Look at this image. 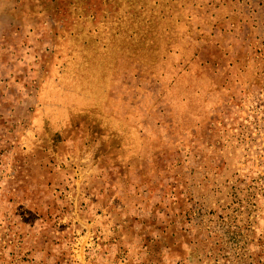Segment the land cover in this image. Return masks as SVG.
<instances>
[{
    "label": "rangeland",
    "instance_id": "rangeland-1",
    "mask_svg": "<svg viewBox=\"0 0 264 264\" xmlns=\"http://www.w3.org/2000/svg\"><path fill=\"white\" fill-rule=\"evenodd\" d=\"M122 1L0 0V264H264V0Z\"/></svg>",
    "mask_w": 264,
    "mask_h": 264
},
{
    "label": "trees",
    "instance_id": "trees-1",
    "mask_svg": "<svg viewBox=\"0 0 264 264\" xmlns=\"http://www.w3.org/2000/svg\"><path fill=\"white\" fill-rule=\"evenodd\" d=\"M110 1V0H109ZM113 3H114V1L115 0H111ZM138 1L139 0H124V1H122L123 2V4H125V7H126V10L129 8V7H131V6H136L137 8L135 9V11L136 12H142V13H144L145 12V10H144V6L143 5H140V6H138ZM111 2V3H112ZM134 4V5H133ZM123 7V6H122ZM117 9L118 10H113V12L112 13H115L114 11H120V13H124V9L123 8H120L119 9V7H117ZM123 28V27H122ZM120 29V28H119ZM136 31H137V29H136ZM132 31H130L129 33L131 34V35H134L133 33H131ZM130 34L128 35V34H126V32H122V30H115L113 33H112V35H116V38L114 37V39H115V41H116V44L118 43V44H120V43H122L123 42V40L124 39H126V38H128V37H131L130 36Z\"/></svg>",
    "mask_w": 264,
    "mask_h": 264
}]
</instances>
